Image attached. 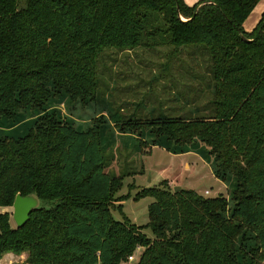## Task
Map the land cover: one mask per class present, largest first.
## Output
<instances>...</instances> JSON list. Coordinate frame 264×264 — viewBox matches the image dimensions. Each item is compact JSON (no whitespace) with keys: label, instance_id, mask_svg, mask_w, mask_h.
<instances>
[{"label":"trees","instance_id":"obj_1","mask_svg":"<svg viewBox=\"0 0 264 264\" xmlns=\"http://www.w3.org/2000/svg\"><path fill=\"white\" fill-rule=\"evenodd\" d=\"M259 1L0 0V118L39 112L24 137L0 139V207L16 195L34 194L40 204L18 228L0 212V258L124 264L139 248L135 264H264V12L251 32L241 28ZM160 49L163 78L177 66L194 88L164 86L169 112L160 105L125 118L110 109L109 123L134 136L139 152L146 136L180 153L199 144L213 177L235 185L228 199L164 182L143 190L135 199L153 202L137 226L111 210L123 178L143 167L106 173L113 156L104 154L98 126L79 131L45 112L50 98L88 105L103 97L109 85L99 68L108 52L136 58ZM147 228L152 238L141 233Z\"/></svg>","mask_w":264,"mask_h":264},{"label":"rangeland","instance_id":"obj_2","mask_svg":"<svg viewBox=\"0 0 264 264\" xmlns=\"http://www.w3.org/2000/svg\"><path fill=\"white\" fill-rule=\"evenodd\" d=\"M165 52L164 49H160L156 53H137L136 58L133 54L119 55L108 52L99 68L103 83L109 85V90L103 97L99 96L96 103L88 105H81L64 96L50 98L45 112L65 119L79 131L93 124L97 125L104 154L107 157L111 154L113 156V161L105 170L106 173L116 176L126 175L139 171L143 167L141 175H129L123 178L121 188L114 194L118 201L111 210L112 217L120 219L117 209L119 207L120 212L137 226L147 223L146 209L153 202L149 197L135 199V196L143 190L159 188L164 182L170 190L184 188L203 198H215L222 195L228 199L235 185L232 177L226 180V184L213 177L210 157L199 144L183 147L180 153L163 140L160 145L151 146L149 143L151 138L146 136L142 139L146 141L143 152H139L134 136H123L117 133L109 123L107 111L110 109L120 110L121 117L125 118L130 115L140 118L148 117L152 110L160 112V105L169 112L174 105L169 103L170 99L166 97V91L163 92L164 86H172V88L176 86V90L183 85L194 88L195 82L178 76L180 70L177 66L170 71V78H163L164 74L159 68L163 65ZM108 68H111L110 72L107 71ZM160 74L161 79L154 82L152 79H157ZM171 94L167 96L173 100L175 97ZM38 113L27 108L17 111L11 118H0V139L24 137L28 129L33 126ZM0 212L7 213L10 226L15 227L11 220L12 206L0 207ZM141 233L147 238L153 237L149 228L141 229ZM133 252L135 257L133 253L132 260H127L124 264H135L140 253L136 249ZM26 256L25 253H4L0 258V264H26Z\"/></svg>","mask_w":264,"mask_h":264},{"label":"water","instance_id":"obj_3","mask_svg":"<svg viewBox=\"0 0 264 264\" xmlns=\"http://www.w3.org/2000/svg\"><path fill=\"white\" fill-rule=\"evenodd\" d=\"M178 190L179 188L174 189V191ZM11 205V220L16 228L22 227L27 222L29 213L40 206L39 200L34 194L27 195L24 198L16 195Z\"/></svg>","mask_w":264,"mask_h":264},{"label":"crops","instance_id":"obj_4","mask_svg":"<svg viewBox=\"0 0 264 264\" xmlns=\"http://www.w3.org/2000/svg\"><path fill=\"white\" fill-rule=\"evenodd\" d=\"M185 6L192 7V5L197 4L203 0H182ZM252 12L248 15V17L244 20V22L241 25V28L246 33L251 32L255 25L258 23V21L261 18V14L264 12V0H260V2L251 10ZM136 250L139 251L140 249L136 248ZM135 257V253L133 254Z\"/></svg>","mask_w":264,"mask_h":264},{"label":"built area","instance_id":"obj_5","mask_svg":"<svg viewBox=\"0 0 264 264\" xmlns=\"http://www.w3.org/2000/svg\"><path fill=\"white\" fill-rule=\"evenodd\" d=\"M132 260V255H131V257H128V261H131Z\"/></svg>","mask_w":264,"mask_h":264}]
</instances>
